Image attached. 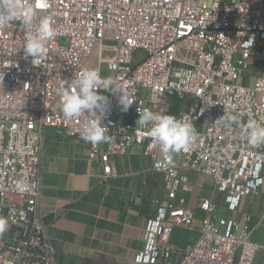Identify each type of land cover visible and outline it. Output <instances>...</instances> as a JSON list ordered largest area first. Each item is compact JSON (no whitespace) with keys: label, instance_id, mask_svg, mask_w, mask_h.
Returning a JSON list of instances; mask_svg holds the SVG:
<instances>
[{"label":"built area","instance_id":"obj_1","mask_svg":"<svg viewBox=\"0 0 264 264\" xmlns=\"http://www.w3.org/2000/svg\"><path fill=\"white\" fill-rule=\"evenodd\" d=\"M33 9L29 24H0V264H57L40 213L45 132L58 128L80 138L87 116L65 119L59 91L85 69L112 77L130 95L125 112L118 95L103 90L102 116L109 142L87 143L102 166V181L117 176L112 158L138 148L160 174L166 197L144 230L136 264H255L248 216L219 218L213 198L187 207L193 185L186 172L213 181L228 212L264 187V146L242 135L250 121L264 125V0H22ZM26 13H22L25 15ZM48 19L54 35L46 55L26 56V36ZM141 51L145 57L136 59ZM97 53L98 65L86 68ZM259 74L244 84L249 72ZM148 95V96H147ZM186 102L177 119L192 124L197 140L161 165L159 146L136 125L137 109L167 114ZM231 114L235 124L216 121ZM129 116V117H127ZM129 118V119H128ZM23 179L24 187L17 181ZM203 221L184 251L171 243L178 227Z\"/></svg>","mask_w":264,"mask_h":264},{"label":"crops","instance_id":"obj_2","mask_svg":"<svg viewBox=\"0 0 264 264\" xmlns=\"http://www.w3.org/2000/svg\"><path fill=\"white\" fill-rule=\"evenodd\" d=\"M180 104L181 109L186 108V102ZM112 160L117 176L103 182L102 166L90 160L85 141L66 138L58 128L46 130L40 213L57 264H136L135 258L144 248L147 220L154 216L166 192L161 175L151 169L138 148ZM185 173L193 185L191 193L183 195L187 207H196L199 197L213 198L219 218L248 216L253 227L251 241L260 246L255 264H264V187L244 200L240 212L232 214L214 185L211 194L202 195L199 180L213 184L210 178ZM177 229L171 243L184 251L195 242L200 227L187 241L186 236L175 234Z\"/></svg>","mask_w":264,"mask_h":264},{"label":"clouds","instance_id":"obj_3","mask_svg":"<svg viewBox=\"0 0 264 264\" xmlns=\"http://www.w3.org/2000/svg\"><path fill=\"white\" fill-rule=\"evenodd\" d=\"M22 13H26L22 15ZM33 9L22 3V0H0V24L21 21L29 24L33 17ZM54 35L48 19H43L34 33L30 32L25 39L24 52L26 56L41 58L46 55V41ZM103 90L118 95V103L123 111H127L133 101L112 77H102L96 69H85L75 79L59 91L61 112L65 119L72 120L82 116L89 119L80 131V137L86 143L99 145L109 142L107 128L102 124V116L106 113L109 100L100 93ZM139 118L136 125L147 130L154 145L159 146L162 157L161 165L172 160L173 153H179L197 140L195 127L190 123L178 120L173 115L154 113L150 110L137 109ZM216 121L235 124L236 118L223 115ZM242 135L248 143L255 147L264 146V125L250 121L243 129ZM18 187H24L23 179L16 182ZM9 224L5 217L0 216V237L8 230Z\"/></svg>","mask_w":264,"mask_h":264},{"label":"rangeland","instance_id":"obj_4","mask_svg":"<svg viewBox=\"0 0 264 264\" xmlns=\"http://www.w3.org/2000/svg\"><path fill=\"white\" fill-rule=\"evenodd\" d=\"M143 57H145V53L141 51H138L136 53V59H141ZM97 58H98L97 53H95L92 56V58L87 62L85 67L95 68L98 65ZM259 71H260L259 68H256L253 71L249 72V74L247 75L248 78L245 80L244 84H248L250 82V78L257 76L260 73ZM171 103L173 106L169 110V115H173V116H175L176 114L178 115L179 114L178 112H180L181 110L180 102L172 101ZM177 115L175 117H177ZM198 185L202 189V195L204 196L208 195L209 193L211 194L213 192V184L210 181H206L202 178L201 180H199ZM222 213L223 212L221 211V213H219L220 214L219 216H221ZM202 221H203V213L197 210L196 220H195L194 225L190 228L178 227L179 229L176 230L175 234L179 232L180 237L186 236V241H187L188 238L195 232V230L200 227Z\"/></svg>","mask_w":264,"mask_h":264}]
</instances>
